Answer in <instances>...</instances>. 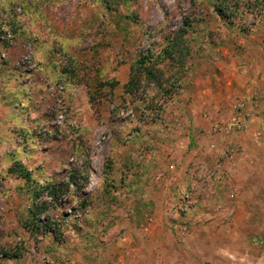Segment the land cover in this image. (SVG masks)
I'll return each mask as SVG.
<instances>
[{
    "label": "rangeland",
    "instance_id": "obj_1",
    "mask_svg": "<svg viewBox=\"0 0 264 264\" xmlns=\"http://www.w3.org/2000/svg\"><path fill=\"white\" fill-rule=\"evenodd\" d=\"M104 1L0 0V264H158L162 225L182 245L235 244V185L264 169V0H228L230 18L217 0ZM182 28L193 55L181 94H127L132 64ZM62 81L59 104L50 89ZM17 160L39 184L65 185L57 203L41 199L60 240L29 229Z\"/></svg>",
    "mask_w": 264,
    "mask_h": 264
},
{
    "label": "trees",
    "instance_id": "obj_2",
    "mask_svg": "<svg viewBox=\"0 0 264 264\" xmlns=\"http://www.w3.org/2000/svg\"><path fill=\"white\" fill-rule=\"evenodd\" d=\"M13 2L15 0H8ZM104 1V0H103ZM109 9L116 8L113 4V0L104 1ZM228 0H217L216 6L221 11L229 9L226 11L227 18L231 17L237 9V4L231 8L229 7ZM4 10H6L4 8ZM9 30L14 35L13 41L10 42L6 37V31ZM187 28H182L179 32L174 34L172 37L168 38V43L166 47L163 48L162 52L147 53L141 56L136 62L132 64L130 80L125 84V89L127 94H136L139 89L146 86H154L157 92H161L163 97V102L166 99H172L174 96L181 94L182 87L180 83L182 82L184 75L186 73L187 66L186 61L193 55V46L187 40ZM3 40L9 44H13L15 40V34L10 28L3 29ZM168 62V66L173 68L174 73L166 78L165 69L160 67L163 63ZM63 73H71L72 76H76V71L72 69H67ZM110 84L114 86L116 83H104L101 86H107ZM169 84V85H168ZM177 84V85H176ZM175 85L177 87H175ZM173 87L180 90L173 89ZM173 92L175 95H173ZM9 173L17 175L25 181V187L29 195L32 196L33 204L28 208L29 220L28 226L34 234L48 235L49 233L55 235V239L61 238V227L62 223L60 221H55L49 216H42L49 210L47 201L41 200L45 195L51 198L52 201L57 203L61 194L65 193V185L60 184H39L36 182L33 171L30 170L22 160H17L14 165L9 168ZM70 182H76V176L73 174L70 177ZM68 186V185H67ZM41 200V203H37ZM63 231V230H62ZM60 240V239H59ZM4 256L16 257L11 251L4 250Z\"/></svg>",
    "mask_w": 264,
    "mask_h": 264
},
{
    "label": "crops",
    "instance_id": "obj_3",
    "mask_svg": "<svg viewBox=\"0 0 264 264\" xmlns=\"http://www.w3.org/2000/svg\"><path fill=\"white\" fill-rule=\"evenodd\" d=\"M74 46H78V44H74ZM238 76L244 77L243 74ZM62 77L63 75L58 79L60 80ZM252 84L248 85L249 94L253 88ZM249 94L247 96H250ZM240 97L243 99L244 94H241ZM3 111L13 114L14 108L11 107ZM259 134L256 133L255 139L263 145V138L259 137ZM241 177L244 178L242 174ZM235 186L237 197L235 216L232 218L235 231L227 236V239H233L235 244L222 248L211 242L209 247L207 237L200 238L194 234L193 238L197 241L198 239L204 240L201 242V246L192 245V242L182 245L176 242L170 232L166 231L167 227L162 225L157 233L158 237H155L156 252L164 257L158 264H248L250 260L264 261V169L253 171L251 180L241 179L240 183ZM148 257V255L142 256L139 259V264H147ZM121 264H135V262L132 259V261L129 260Z\"/></svg>",
    "mask_w": 264,
    "mask_h": 264
},
{
    "label": "built area",
    "instance_id": "obj_4",
    "mask_svg": "<svg viewBox=\"0 0 264 264\" xmlns=\"http://www.w3.org/2000/svg\"><path fill=\"white\" fill-rule=\"evenodd\" d=\"M6 37L7 39L12 42L14 35L12 34L11 31L7 30L6 31ZM28 47H31V45H28ZM2 60L6 58V54L2 53L1 55ZM30 56L26 57L24 59V63L27 64L30 62ZM77 90V89H75ZM66 91H67V83L65 81L60 82L58 85H56L53 89H50V95L55 97L59 104H64L65 96H66ZM64 121V113L63 111L60 113L58 116V122L62 123ZM106 140V137L103 135L99 140L98 144L101 145L104 141ZM248 264H264V261H255V260H250Z\"/></svg>",
    "mask_w": 264,
    "mask_h": 264
}]
</instances>
